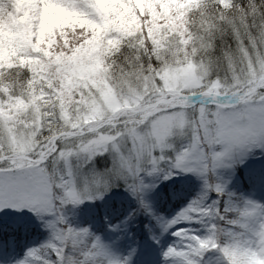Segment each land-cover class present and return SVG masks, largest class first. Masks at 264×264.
Here are the masks:
<instances>
[{
    "label": "snow or ice",
    "instance_id": "obj_1",
    "mask_svg": "<svg viewBox=\"0 0 264 264\" xmlns=\"http://www.w3.org/2000/svg\"><path fill=\"white\" fill-rule=\"evenodd\" d=\"M0 264H264V0H0Z\"/></svg>",
    "mask_w": 264,
    "mask_h": 264
},
{
    "label": "trees",
    "instance_id": "obj_2",
    "mask_svg": "<svg viewBox=\"0 0 264 264\" xmlns=\"http://www.w3.org/2000/svg\"><path fill=\"white\" fill-rule=\"evenodd\" d=\"M177 206H179V205H177Z\"/></svg>",
    "mask_w": 264,
    "mask_h": 264
}]
</instances>
